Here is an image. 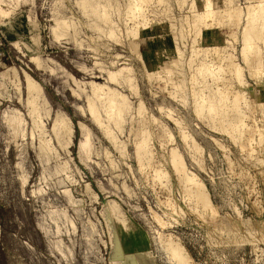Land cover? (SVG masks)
Here are the masks:
<instances>
[{
  "label": "rangeland",
  "instance_id": "rangeland-1",
  "mask_svg": "<svg viewBox=\"0 0 264 264\" xmlns=\"http://www.w3.org/2000/svg\"><path fill=\"white\" fill-rule=\"evenodd\" d=\"M212 2L0 0V264H179L170 239L189 264H264V41L243 53L258 0Z\"/></svg>",
  "mask_w": 264,
  "mask_h": 264
},
{
  "label": "bare ground",
  "instance_id": "bare-ground-1",
  "mask_svg": "<svg viewBox=\"0 0 264 264\" xmlns=\"http://www.w3.org/2000/svg\"><path fill=\"white\" fill-rule=\"evenodd\" d=\"M147 1L148 0H136V3H135V5H133L132 7H131V12H132V14H135L137 11H140V9H141V6H143V4L144 3H146V5H147ZM205 1H207V4H208V6L209 7H211V10L209 11L208 10V13L210 14V15H212V13L214 14V12H215V10H214V8H213V2H212V0H205ZM89 2H90V0H89ZM134 4V3H133ZM206 4V3H205ZM93 9V8H92ZM209 9V8H208ZM94 10V9H93ZM107 10V9H106ZM236 10V9H235ZM248 10H249V12H248V23H247V25L245 26V28H244V41H243V53H244V55H245V60L247 61V62H249V59H248V57H249V55H250V53L251 52H254V53H258V52H260L259 50L261 49V48H259V45H258V41L259 40H261V41H264V36H263V34H262V32H263V28H264V0H258V2H257V5L255 6V7H253V9L251 10V8L249 9L248 8ZM104 12H105V9H104ZM129 13V12H128ZM206 13V12H205ZM207 13V14H208ZM103 14H105V13H103ZM131 14V13H130ZM207 14H205V16L207 15ZM144 16V15H143ZM204 16V17H205ZM209 16V15H208ZM214 16V15H213ZM200 18V17H199ZM209 18V17H208ZM189 20V19H188ZM138 21V20H137ZM143 21V20H142ZM218 21V20H217ZM200 22V21H199ZM142 23V22H141ZM140 23V24H141ZM143 23H147V22H143ZM136 24V23H135ZM138 24V23H137ZM140 24H138V26L140 25ZM258 24V25H257ZM143 25V24H142ZM203 25V24H202ZM138 26H137V28H138ZM140 27V26H139ZM143 27H145V26H143ZM136 28V29H137ZM135 29V30H136ZM263 29V30H262ZM262 31V32H261ZM138 32V33H137ZM137 32H136V34L138 35L139 34V31L137 30ZM134 33V32H133ZM135 34V33H134ZM136 34H135V36H136ZM264 44V43H263ZM259 54V53H258ZM260 55V54H259ZM199 56V55H198ZM197 56V57H198ZM231 61V60H230ZM262 58L260 57L259 58V56H258V58H257V60H256V62L260 65L261 63H262ZM192 62V61H191ZM235 64V63H234ZM238 67V66H237ZM262 67V66H261ZM223 68V67H222ZM236 68V67H235ZM200 70H202V69H200ZM235 71H236V73H237V75L236 76H238V78H239V80H241L240 79V75H241V73H240V69L239 68H236L235 69ZM231 72V71H230ZM116 74V73H115ZM219 78V77H218ZM224 78V77H223ZM27 81H28V91L29 92H31L32 90H33V88H34V84H33V82H32V79H31V77L29 76V75H27ZM241 83V82H240ZM193 90V89H192ZM218 90V89H217ZM112 91H114V90H112ZM94 92L96 93V87L94 88ZM226 92V91H225ZM227 93V92H226ZM233 93V92H232ZM119 94V93H118ZM241 94L243 95V97H245V94L243 93V92H241V90L240 91H238V92H236L234 95V97H233V101H231L232 102V108L234 109H237V107H238V102L241 100V98H240V96H241ZM96 95V94H95ZM107 95H108V93H107ZM107 95H105V96H107ZM120 95V94H119ZM118 95V96H119ZM224 96L223 97H219V100L218 101H216V99H214V98H209V100L207 99V100H205V99H202L200 102H198V107H199V109H198V112H200L201 110H204V108L205 109H208V113H215L216 111H220L219 110V108H218V105L220 104V103H224V102H226L227 100H228V95H226V94H223ZM98 96V95H97ZM109 96V95H108ZM111 96V95H110ZM109 96V97H110ZM121 96V95H120ZM103 97V96H102ZM102 97H100V98H102ZM109 97H107V98H109ZM122 97V99L120 100L118 97H117V99H119V100H117V99H115V98H113V96H112V98L110 97V101H108V104L109 105H107L106 107H105V110H106V112H107V114H108V116H111V118H114L113 119V122L115 121V124L117 123H119L120 122V120L122 119V116H123V113H124V111H125V104H126V101H124V100H126L125 98H124V96L122 95L121 96ZM120 97V98H121ZM214 97H216V96H214ZM242 97V98H243ZM240 98V99H239ZM104 100H105V98H104ZM107 100V99H106ZM207 101V102H206ZM106 102V101H105ZM107 103V102H106ZM204 103H205V105H204ZM227 103V102H226ZM240 104V103H239ZM221 105V104H220ZM224 105V104H223ZM90 109H91V111H92V113H94V114H96V108H95V105H93L92 103H90ZM234 109V110H235ZM241 111V110H240ZM237 112V111H236ZM239 112V111H238ZM237 112V113H238ZM199 114V113H198ZM241 115V114H240ZM97 116H99V115H97ZM213 117V116H212ZM214 118V117H213ZM240 118V117H239ZM241 119V118H240ZM97 120H98V122L100 123L101 122V119H100V117H97ZM240 122L241 121H239V124H240ZM242 123V122H241ZM230 124L231 125H234L235 124V122H230ZM236 124H238V123H236ZM236 127V126H235ZM251 131H253V130H251ZM250 133V132H249ZM186 133H183V135L185 136V139H186V137H187V135H185ZM242 134V133H241ZM184 136H183V138H184ZM140 145H142V143L140 144ZM140 145H138V151L136 150V152H138V156L141 158L142 156H143V154H146L145 153V150L147 149V147H146V145H144V147L142 146H140ZM223 145V144H222ZM146 147V148H145ZM151 151V150H150ZM147 152V151H146ZM148 153V152H147ZM179 152L177 151V150H174L173 149V151H172V153H171V156H172V158H171V160H173V161H171L172 162V164H173V166H175L174 168H175V170H179V173L181 172V171H183L184 172V175H182L180 178H181V180L183 181V180H185V181H183L184 183H186V184H184V186L186 185V192L188 191V194L189 193H191V195L193 196L194 195V197H196V199L198 200L197 202H198V204L200 205V203L199 202H201V205L203 204V206H204V209H206L207 211H209V212H214L215 210V208L213 209V207H212V204L210 205V203L211 202H209L210 200V198H209V195H208V193L206 192V190L204 189V187H203V185L199 182V180H198V178H197V175L196 174H190V173H188V170H186V164H185V161H184V159H183V157L181 156V155H179L178 154ZM150 154V153H149ZM180 156V157H179ZM151 159V158H150ZM151 161V160H150ZM158 172V171H157ZM162 172V171H161ZM186 172V173H185ZM182 173V172H181ZM180 173V174H181ZM191 173H193V172H191ZM158 175L157 176H160V172H158L157 173ZM179 174V175H180ZM165 177V176H164ZM185 179H184V178ZM183 178V179H182ZM170 190V189H169ZM171 200V199H170ZM169 201V200H168ZM170 202V201H169ZM170 204V203H169ZM174 207V206H173ZM177 210V209H176ZM206 211V212H207ZM205 212V213H206ZM204 214V213H203ZM202 214V216H204ZM207 214V213H206ZM205 214V215H206ZM211 214H214V213H210L209 214V216L211 215ZM200 215V214H199ZM215 215V214H214ZM217 215V214H216ZM215 215V216H216ZM213 216V215H212ZM215 216H213L214 218H215ZM211 217V216H210ZM217 217V216H216ZM173 241L174 240H172L171 241V239H170V241H169V244H167V245H169V248H170V252H171V254L174 256V258L176 257L178 260H179V264L181 263V264H189V262H188V259L187 258H189L187 255H185V252H184V248L182 247V245L181 244H174V243H176V242H174L173 243ZM168 248V247H167ZM168 248V249H169ZM175 258V259H176Z\"/></svg>",
  "mask_w": 264,
  "mask_h": 264
}]
</instances>
